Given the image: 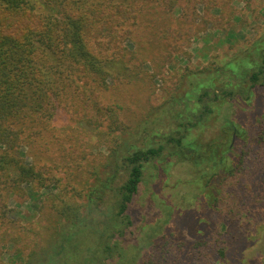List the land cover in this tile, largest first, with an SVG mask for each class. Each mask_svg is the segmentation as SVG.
<instances>
[{"label": "rangeland", "instance_id": "obj_1", "mask_svg": "<svg viewBox=\"0 0 264 264\" xmlns=\"http://www.w3.org/2000/svg\"><path fill=\"white\" fill-rule=\"evenodd\" d=\"M30 1L37 12L55 14L43 0ZM129 1L135 18L119 26L114 38L101 34L94 45L91 40L92 51L99 55L115 60L124 56L123 74L111 76L106 88L79 74L81 100L66 108L54 101L42 137L26 133L25 146L19 147L26 164L34 165L45 181L41 186L31 183L32 194L27 182L0 196V264H85L99 256L116 222V189L126 177L122 157L157 147L166 136L182 131L179 123L190 115L182 114L192 105L182 99L193 79L200 85L206 80L219 95L233 94L227 102H215L214 122L200 134L191 132L203 144L217 138L224 117L237 116L247 107L234 105L238 97L245 98L239 63L238 75L222 67L235 61V55L250 66L258 60L255 44L264 40V0ZM251 99L259 103L256 94ZM107 109L120 128L112 124ZM203 144L199 153H204ZM254 153L232 177L216 168L217 160L198 166L192 159L174 157L165 170L156 162L147 165L130 206L133 224L122 226L124 235L114 239L121 258L113 252V260L105 263L139 264L148 236L159 234L175 211L187 210L185 220L196 235L195 223L203 220L208 225L214 221L219 230L199 264H264V205L255 206L264 196V154L260 151L263 157L255 161ZM108 179L111 184L102 200L89 206V191ZM65 205L80 207L82 222L60 218ZM217 251L226 254L223 260L215 257ZM101 255L105 259L108 254L103 250Z\"/></svg>", "mask_w": 264, "mask_h": 264}, {"label": "trees", "instance_id": "obj_2", "mask_svg": "<svg viewBox=\"0 0 264 264\" xmlns=\"http://www.w3.org/2000/svg\"><path fill=\"white\" fill-rule=\"evenodd\" d=\"M43 1L55 14L37 12L30 0H0V196L10 193L19 183L28 182L26 189L30 194L33 192L31 183L44 185L42 174L35 170L34 165L26 164L19 147L25 146L26 133L28 137L41 136L54 101L66 108L75 107V103L81 100L79 74L93 78L99 88H106L111 76L123 74L120 64L124 56L115 60L99 55L92 51L91 40L94 45L102 38L101 34L114 38L119 26L135 18L130 15L134 10L128 7L132 5L129 0ZM255 46L260 53L252 66L239 61L241 56L235 55V61L222 67L238 75L239 69L235 65L239 63L246 83L243 90L245 98L238 97L234 105L247 107L240 109L237 116L235 113L223 118L216 139L203 144L199 138L192 137L191 132L196 130L200 134L207 124L214 122L215 102H227L233 94L221 91L219 95L207 85L206 80L200 85L192 83L193 79L182 99L185 103L192 101L182 114H190L179 123L178 131H182L166 136L157 147L132 150L122 157L126 177L116 189V222L111 225L109 239L97 251L99 256L91 263L85 260V264H106L105 260H113V252L121 258L118 239H114L124 235L122 226L128 228L133 224L130 206L139 193L147 165L156 162L165 170L174 157L181 161L192 159L198 166L203 161L217 160L216 168H221L224 176L232 177L243 171L249 153L255 152V161L260 157V151L264 154V40L256 42ZM254 94L259 103L251 99ZM106 113L110 114L115 128H120L114 112L107 109ZM201 144L204 145V153H199ZM261 161L264 163V159ZM252 169L256 171V162ZM110 184L108 179L93 186L88 193V205L102 200L101 194L109 189ZM214 191L218 195L216 189ZM218 199L215 196L214 202L217 203ZM258 199L255 206L261 208L264 196ZM79 208L71 205L61 207L60 218L71 224L82 222ZM175 213L171 222L159 229V234L155 232L148 236L139 264L200 263L211 246L210 240L218 237V227L214 221L208 225L203 220L201 224L195 223L194 228L200 232L196 235L191 231L193 225H188L185 220L189 216L187 210ZM103 250L108 255L100 259ZM225 256L223 251H217L215 255L220 260Z\"/></svg>", "mask_w": 264, "mask_h": 264}]
</instances>
